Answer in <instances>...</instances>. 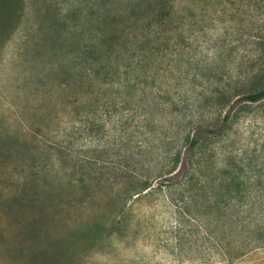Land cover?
Masks as SVG:
<instances>
[{
	"label": "rangeland",
	"instance_id": "rangeland-1",
	"mask_svg": "<svg viewBox=\"0 0 264 264\" xmlns=\"http://www.w3.org/2000/svg\"><path fill=\"white\" fill-rule=\"evenodd\" d=\"M166 2L0 0V264H264V0Z\"/></svg>",
	"mask_w": 264,
	"mask_h": 264
},
{
	"label": "trees",
	"instance_id": "trees-1",
	"mask_svg": "<svg viewBox=\"0 0 264 264\" xmlns=\"http://www.w3.org/2000/svg\"><path fill=\"white\" fill-rule=\"evenodd\" d=\"M110 1L112 0H101V2H103L105 5H107ZM161 6L162 8H160V10L161 9L165 10L164 8L167 6L166 0H161ZM262 99H264V87L253 93L246 95L243 100L256 102ZM229 119H230V113H227L223 124H221L218 127L212 128L209 126H205L203 124L197 125V128L193 132V134H190L188 136L189 145L186 148L185 156H184L185 171L194 175L199 167H201L203 170H210L211 164L214 163V158H215L214 154H211L210 157L195 158L198 154L196 152L202 147V144L204 143L205 140H208L210 137L221 136L227 128L226 124ZM180 158H181V153L177 155V158L176 160H174V163L177 162L178 164L180 162ZM150 183H151L150 179H140V178L133 179L130 185L132 187L131 190L135 192L146 190L152 186Z\"/></svg>",
	"mask_w": 264,
	"mask_h": 264
}]
</instances>
